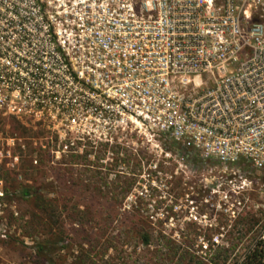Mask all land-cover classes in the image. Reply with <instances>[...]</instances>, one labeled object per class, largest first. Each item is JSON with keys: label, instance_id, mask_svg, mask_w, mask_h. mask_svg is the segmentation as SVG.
Listing matches in <instances>:
<instances>
[{"label": "built area", "instance_id": "obj_1", "mask_svg": "<svg viewBox=\"0 0 264 264\" xmlns=\"http://www.w3.org/2000/svg\"><path fill=\"white\" fill-rule=\"evenodd\" d=\"M20 65L100 142L131 129L264 179V0H0V111Z\"/></svg>", "mask_w": 264, "mask_h": 264}, {"label": "rangeland", "instance_id": "obj_2", "mask_svg": "<svg viewBox=\"0 0 264 264\" xmlns=\"http://www.w3.org/2000/svg\"><path fill=\"white\" fill-rule=\"evenodd\" d=\"M15 67L19 114L0 111V264H43L50 243L56 264H239L264 236L259 174L186 160L131 129L100 142L94 121L61 109L72 98L51 96L55 80Z\"/></svg>", "mask_w": 264, "mask_h": 264}, {"label": "trees", "instance_id": "obj_3", "mask_svg": "<svg viewBox=\"0 0 264 264\" xmlns=\"http://www.w3.org/2000/svg\"><path fill=\"white\" fill-rule=\"evenodd\" d=\"M181 155H185V151L179 149ZM22 197L24 199H36L39 198L38 193L32 188H26L22 191ZM142 243L144 246L149 247L151 245L150 234L142 235ZM63 251L62 249H54L53 245L50 243L46 250L41 251L40 258L43 261V264H56L55 257ZM239 264H264V236L247 252L242 261Z\"/></svg>", "mask_w": 264, "mask_h": 264}]
</instances>
